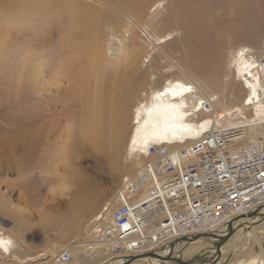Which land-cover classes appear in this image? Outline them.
<instances>
[{"label": "bare ground", "instance_id": "bare-ground-1", "mask_svg": "<svg viewBox=\"0 0 264 264\" xmlns=\"http://www.w3.org/2000/svg\"><path fill=\"white\" fill-rule=\"evenodd\" d=\"M99 1L16 0L15 5L18 6L14 9L18 10L11 9L14 13V26H21L30 21L31 15L41 18L65 16L70 22L61 39V48L64 51L50 57L53 81L36 86L31 115L37 121L38 118L45 121H41L35 127L36 130H33L31 143L26 151L30 157L37 159V169L43 180L54 182V189L59 193L71 187L78 189L84 178V171L79 169L75 162L79 155H101L112 170L121 159L125 169L127 165L129 169L134 168L140 172L144 182L148 183H135L134 189L140 196L131 200L125 193L129 191L133 180L123 176L121 184L125 193L114 196L110 203L101 206L93 215L91 223L94 225L91 228L87 226L84 230L86 224L84 222L81 229L83 222H80L71 239L67 242L61 241L63 243L56 246L54 251H48V254L45 253L47 255L40 256L41 258H38L39 254L22 256L21 242L17 241L13 232L0 226V264H75L97 258L98 261H104L103 264H125L126 257L135 258L128 264H264L263 199L243 213V217L227 215L222 220H215L206 210L201 229L184 233L195 228L191 226L183 231L178 229L174 239L170 236L159 238L163 234L161 226L164 225L162 212L157 213L158 210L161 211V205L165 206L164 213H168L170 221L176 226L179 222H174V217L176 214L186 216V207L184 200L172 199L175 203L181 201L178 207H173L171 201H167L168 197L170 198L169 193H164L161 186L167 184L175 175L172 176V172L164 170V178L162 169L156 165L157 160L148 155L151 146H159L160 149L172 153L181 148L186 150L212 128L219 135L225 133L231 137L229 141L218 145V151H225L227 155H236L244 143L256 146L259 142H264V78L260 73L264 44H257L259 47L239 46L230 51L227 60L221 63L220 59L214 58L218 51L214 49L216 47L213 48L208 31L201 26L206 16L205 10L213 9L216 2L223 3L232 10L241 7L243 0H156L150 7L151 14L146 13L144 25L133 23L136 28L142 29L143 37L135 35L140 43L133 44L129 49L131 34L121 37L126 40V45L120 49L122 59L116 61L110 59L109 53L116 42L114 37L110 36L105 44L99 45L90 31L98 19V13L92 14L89 10L93 5L106 7ZM130 1L132 0H127ZM169 8L172 9L170 22L160 19L158 16L165 15ZM4 27L0 20V41L6 37ZM174 29L183 31L181 38L190 32L189 36L184 37L187 38L186 41L193 42L194 53L185 47L192 52L193 59L198 63L197 68L202 71L205 67L226 71V76L218 81L220 88L217 91L212 90L215 82L203 81L181 62L182 67L178 69V74L167 77L159 87L147 88L150 76L142 68L143 64L145 60L151 63L155 59L153 49L156 50V47L158 54L160 53V61L165 58L171 61L164 48L169 45L172 38H167L173 34ZM144 38L149 41L147 44ZM65 51H69L68 55L64 54ZM71 64H76L78 68L77 83H73L67 73ZM126 69L139 74L143 72V77L139 78V93L134 104H120L118 93L114 94L111 88L105 87L112 84L118 88L122 82L119 78L120 72ZM32 80L37 82L35 71ZM90 82L94 84L91 91ZM228 85L232 88V99L227 95ZM48 94L53 95V99L56 97L58 103L61 102L57 104L59 107L66 108L68 104L65 103L70 97L76 104V111L70 120V127L65 134L67 139L64 142L53 144L49 141L53 124L49 111L44 112V99ZM204 104H208V110L203 109ZM45 142L47 143L44 144ZM38 151L43 153V156L37 155ZM224 157V154H220L216 156V160L219 165L226 167ZM145 160L148 163H143ZM230 186V182H223L225 190L230 189ZM153 191L160 199L153 197ZM2 203L0 198V214L5 215L6 208ZM116 204V207H120L114 209ZM124 204L130 210L144 204L146 214H151L150 220L153 223L148 226L130 216L135 231L126 237L125 243L138 244L139 249L125 251L117 256L111 252V248L116 247L114 245L119 246L120 243L108 240L104 232L111 226V222L113 223L115 212L126 207ZM95 210L96 205H92L86 208L85 212L92 214ZM254 211H258V214L253 217L244 216ZM143 213L141 206V209L133 210L132 215L140 216ZM214 214L217 217L216 211ZM58 221L60 220L53 219L47 213L41 222L45 226H54ZM228 223H231L230 230L227 229ZM220 225L222 226L219 228ZM204 229L207 230L202 231ZM96 232L100 235H96ZM219 233H222V239H218ZM66 243L68 248L64 245ZM63 253L68 255V260L62 258ZM148 253L153 256L149 257ZM142 255L148 257L139 258ZM8 260L12 262H6Z\"/></svg>", "mask_w": 264, "mask_h": 264}, {"label": "rangeland", "instance_id": "rangeland-1", "mask_svg": "<svg viewBox=\"0 0 264 264\" xmlns=\"http://www.w3.org/2000/svg\"><path fill=\"white\" fill-rule=\"evenodd\" d=\"M100 1L106 7L93 5L89 10V13H98L96 23L90 28L91 34L96 37L99 45L100 43L101 45L105 44L110 36L114 37L116 42L110 48V59L120 60L123 57L120 49L126 45V40H122L121 37L131 34L129 49L133 47V44L138 45L140 43L135 35L142 36V29L136 28L133 23L143 24L146 13L151 14L152 8L150 9V7L156 0ZM243 1L241 3L244 5L237 9L230 10L231 8H227L225 4L216 2L213 9L205 10L206 16L204 15L205 18L202 20L201 26L202 29L208 31L213 43L212 46L213 48L216 47L214 48L216 52L218 51L214 58L220 59L221 63L227 60L230 51L236 50L239 46L255 45L259 47L264 44V0ZM15 3L16 0H0V20L6 31V37L0 41V198H2V204L6 208L3 207L5 215L0 214V226L4 227L6 231L13 232L17 241L21 242L22 256L39 254L38 258H41L40 256H46L48 251H54L56 246L71 239L80 222H83L81 229L84 222L86 224L84 230L87 226L91 228L94 225L91 223L94 219L93 215L98 212L101 206L110 203L114 196H121L125 193L122 191L121 184L123 176H128L133 180L129 191L125 193L127 198L131 200L140 196L134 189L136 188L135 183L143 184L145 182L140 172L134 168L129 169L127 165V169H125L121 159L118 160L117 166L114 165L113 170L110 169L106 159L101 155L90 157L79 155L76 158V166L85 173L78 189L71 187L69 190L59 193L54 189V182L43 180L37 169L39 165L37 159L30 157L26 149L31 143L33 130H36L35 127L45 119L38 118L37 121L31 115V110L37 84L44 85L53 81L50 72V57L52 54L64 51L61 48V39L70 22L65 16L41 18L37 15H31L30 21L21 26H14L15 20H13L12 15L14 13L12 11L18 6ZM171 14L172 9L169 8L165 15L158 17L170 22ZM182 34V30L174 29L173 34L167 38L172 39L164 51L168 57L170 56L171 61L166 58L164 61H160L158 59L160 53L158 54L157 47L156 50L153 49L155 59L151 63L145 60L142 68L150 76L148 77L149 85L147 88L159 87L167 77L178 74V69H181L183 64L203 81L215 82L212 90L217 91L220 88L218 81L226 76V71L207 67L202 71L201 68H197L198 63L193 59L192 52H189L192 50L194 53L195 51L193 42L191 40L186 41L187 38L184 37L185 35L189 36L190 32H187L183 38H181ZM120 40L122 41L120 42ZM144 41L146 44L149 42L145 38ZM183 42L186 44L184 45ZM185 46L190 48L189 51ZM68 52L65 51L64 54L68 55ZM154 67H156V71ZM153 69L154 71H152ZM34 71L37 80L35 83L32 80L34 79ZM77 72L76 64H71L67 68V73L73 83H77ZM142 73H134L130 69L122 70L119 76L122 82L119 87L116 88L112 84L105 87L111 88L114 94L118 93L117 97L120 98V104H134L139 93V78L143 77ZM89 86L91 91L94 87L93 82H90ZM228 89L227 95L232 99V88L229 86ZM60 103L57 102L56 97L53 99L51 94L46 95L44 99V104H46L44 112L49 111L51 114L50 118L53 125L49 141L53 144L60 143V141L64 142L67 139L65 134H67L70 120L76 111V104L71 101V97L65 103L68 104L66 108L59 107ZM53 127L56 128L53 129ZM129 127L130 125H128ZM37 155L43 156V153L38 151ZM143 163L148 162L145 160ZM92 205H96V210L92 214H86L85 209ZM116 206L117 204L114 209L120 207ZM47 213L53 219L60 221L54 226H45L41 221ZM96 235L100 234L96 232ZM64 245L68 248V243ZM57 250L59 251V249ZM97 259L75 264H101L104 262ZM6 262H12V260Z\"/></svg>", "mask_w": 264, "mask_h": 264}, {"label": "built area", "instance_id": "built-area-1", "mask_svg": "<svg viewBox=\"0 0 264 264\" xmlns=\"http://www.w3.org/2000/svg\"><path fill=\"white\" fill-rule=\"evenodd\" d=\"M260 73L264 78V59ZM208 107V104H204L203 109L208 110ZM230 138L228 134L215 133L212 128L186 150L181 148L172 153L160 149L159 146L149 148L148 155L157 160L156 165L162 169L164 178V170L172 172V176L175 175L167 184L161 186L164 193H169L170 198L168 197L167 201L169 203L171 201L173 207H178L184 200L186 207L184 211L186 216L176 214L174 217L173 221L179 222L176 226L170 221L168 213H164L165 206L161 205V211L158 210L157 213L162 212L164 225L161 226L163 234L159 238L170 236L174 239L178 229L183 231L191 226L195 228L184 233H193L198 228L201 229L206 210L213 219L222 220L227 215L240 216L259 201L264 200V142H259L256 146L249 144L240 146L236 155H227L225 151L219 152L218 145L223 141H229ZM220 154L225 155L226 167L219 165L216 160V156ZM223 182H230V189L225 190ZM153 197L160 199L154 191ZM172 199L181 201L175 203ZM141 206L144 213L140 216L132 215L133 210L141 209ZM141 206L131 209L132 211L127 206L118 209L114 214L113 223L111 222V226L104 232L108 240L120 243L119 246L114 245L116 247L111 248V252L115 255L139 249L138 244L125 243L126 237L135 231L130 216L133 220L148 226L153 223L150 220L151 214H146L147 209L144 204ZM205 230L207 229L202 231ZM62 258L69 259L66 253L62 254Z\"/></svg>", "mask_w": 264, "mask_h": 264}, {"label": "water", "instance_id": "water-1", "mask_svg": "<svg viewBox=\"0 0 264 264\" xmlns=\"http://www.w3.org/2000/svg\"><path fill=\"white\" fill-rule=\"evenodd\" d=\"M256 214H258V211H254V212H250V213H248L247 215H244V216H247V217H253V216H255ZM241 217H243V215L241 216ZM230 228H231V223H228V226H227V229L228 230H230ZM229 233V232H228ZM220 234V235H219ZM218 234V236H219V238L218 239H222V236H221V234L222 233H219ZM221 237V238H220ZM153 256V254H149L148 253V256L149 257H151V256ZM147 255H142V256H139V258H147L148 257ZM133 259H135L134 257H126V258H124V263L125 264H128L130 261H132Z\"/></svg>", "mask_w": 264, "mask_h": 264}]
</instances>
